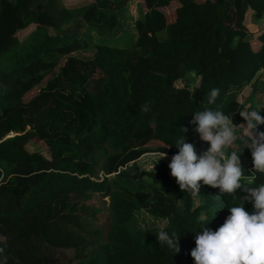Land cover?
<instances>
[{"label":"trees","instance_id":"obj_1","mask_svg":"<svg viewBox=\"0 0 264 264\" xmlns=\"http://www.w3.org/2000/svg\"><path fill=\"white\" fill-rule=\"evenodd\" d=\"M128 1L0 0V264H195L196 232L218 229L246 195L202 185L192 196L168 165L180 136L198 154L209 147L194 112L246 124L239 111L260 108L239 97L264 91V27L244 22L248 10L264 18V0H141L134 16ZM92 46V57L72 53ZM61 59L56 84L24 102ZM189 72L196 82L176 85ZM150 141L169 145L154 168L134 159L106 175L109 155ZM252 169L244 182L264 184ZM95 194L108 197L105 216ZM158 220L180 235L179 253L157 240Z\"/></svg>","mask_w":264,"mask_h":264},{"label":"clouds","instance_id":"obj_2","mask_svg":"<svg viewBox=\"0 0 264 264\" xmlns=\"http://www.w3.org/2000/svg\"><path fill=\"white\" fill-rule=\"evenodd\" d=\"M218 96L219 89H211L208 104H214ZM262 109L264 107L239 111L246 124H235L231 114L206 107L194 112L190 123L196 126L194 131L209 147L198 154L196 145L186 142L184 136L174 143L178 152L172 156L168 167L183 192L196 196L202 185H206L218 188L221 195L236 194L238 189L246 194L240 198L239 205L229 208L230 215L218 229L213 231L206 226L196 232V247L190 253L195 264H264V184L251 187L245 183L247 178L240 160L243 144L251 151L252 170L264 174V131L258 130L264 125ZM143 110H148L147 105ZM182 131L186 132L187 128ZM238 139L241 144L234 148ZM166 156L167 153L161 152L159 160ZM244 201L253 203L252 213L245 210ZM156 238L172 253H179L180 235L175 231L170 235L165 226L160 225ZM3 251L0 248V253Z\"/></svg>","mask_w":264,"mask_h":264},{"label":"rangeland","instance_id":"obj_3","mask_svg":"<svg viewBox=\"0 0 264 264\" xmlns=\"http://www.w3.org/2000/svg\"><path fill=\"white\" fill-rule=\"evenodd\" d=\"M141 0H129L128 1V6H129V13L130 15H136L137 13V8H138V2H140ZM178 4V2L173 1L171 3L170 6L165 8V11H167V19L168 21L172 20L174 18V7ZM232 14L231 13L229 15V19H232ZM233 22V20H232ZM245 24L248 26V28L251 31H258V29L264 27V18L260 19L259 21H256L252 18V11L248 10L244 19ZM92 32H94L95 34L93 35L92 39L93 41L97 40V34L96 30H92ZM161 36L164 35V33L160 34ZM121 45L124 44V41L122 43H120ZM95 51L94 46L92 47H88V48H80L77 49L75 51H73L72 53L76 56H80V57H92L93 53ZM63 59H61L58 64L45 71L43 74V77L40 81L34 83L30 88H28V90H26L22 96V100L24 102L30 100L35 94L38 93L39 89L41 86H44L46 84L49 85H55L56 81L53 80V78L55 77L59 66L62 64ZM197 78L194 77L193 72H189L185 75L184 78L182 79H177L176 85H181L183 83H189L190 85H193L196 82ZM246 89H248V87H246L243 92L240 93V97H239V102L242 103L244 101L245 106H249L250 103H254L257 106L261 107V104L264 102V91H256L254 93V95L252 97H249L248 99L245 98L244 93L246 92ZM244 110V109H243ZM242 110V111H243ZM241 144V140H238L236 142V144L233 146L234 148H238L239 145ZM146 146L139 149V148H130V147H124V150L120 153H116V154H112L108 156V173L106 175L108 176H113L118 169L125 167L124 165L131 161V160H138V163L140 165L141 168L144 169H150V168H154L155 164L154 162L159 158V154L161 152H165L166 153V148L163 146H160L159 144H156L152 141L148 142L147 144H145ZM241 148L242 151L240 153V160H241V164L244 170H248L247 167L250 166L251 169L253 168V163H252V155H251V151L248 148L243 147V144H241ZM108 155V154H107ZM173 155L169 156V163L171 162V158ZM171 172V170H170ZM103 175L102 171H99V178H101ZM96 206H98L101 210H99L101 212V214L103 216H105L107 214V203H108V197H102L99 194H95L94 197L91 200ZM199 202V198L196 197L195 198V203ZM252 207H253V203L250 202ZM254 209V207H253ZM142 217V216H140ZM144 217L149 221V223L151 224L152 219H150V217L145 213ZM164 221H155V225L160 226L163 225ZM103 227V231H104V224H102Z\"/></svg>","mask_w":264,"mask_h":264},{"label":"built area","instance_id":"obj_4","mask_svg":"<svg viewBox=\"0 0 264 264\" xmlns=\"http://www.w3.org/2000/svg\"><path fill=\"white\" fill-rule=\"evenodd\" d=\"M247 169H248V170H251V167H250V166H248V167H247Z\"/></svg>","mask_w":264,"mask_h":264},{"label":"crops","instance_id":"obj_5","mask_svg":"<svg viewBox=\"0 0 264 264\" xmlns=\"http://www.w3.org/2000/svg\"><path fill=\"white\" fill-rule=\"evenodd\" d=\"M238 141V140H237Z\"/></svg>","mask_w":264,"mask_h":264}]
</instances>
